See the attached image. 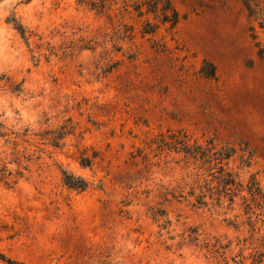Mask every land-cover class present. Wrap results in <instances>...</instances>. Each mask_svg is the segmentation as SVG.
I'll return each mask as SVG.
<instances>
[{
	"label": "rangeland",
	"instance_id": "1",
	"mask_svg": "<svg viewBox=\"0 0 264 264\" xmlns=\"http://www.w3.org/2000/svg\"><path fill=\"white\" fill-rule=\"evenodd\" d=\"M134 1L0 0V264H264V59L244 0H171L174 26ZM178 131L235 147L236 184L166 146Z\"/></svg>",
	"mask_w": 264,
	"mask_h": 264
},
{
	"label": "trees",
	"instance_id": "2",
	"mask_svg": "<svg viewBox=\"0 0 264 264\" xmlns=\"http://www.w3.org/2000/svg\"><path fill=\"white\" fill-rule=\"evenodd\" d=\"M79 4L89 6L91 9L96 10L99 13L108 12L119 0H75ZM246 8L248 10V15L253 21L250 25V35L254 39V44L257 48V54L259 57L264 59V42L260 38L259 33L264 34V6L259 8L250 0H244ZM145 7V9H144ZM133 8L138 14L144 13H154L160 16L162 22H168L170 26H174L179 20V14L177 9L173 6L171 0H135L133 3ZM13 22L15 28L18 30L23 38H27L25 26L16 20L15 17L9 19ZM158 24L151 21H146L145 30L147 32H154L157 29ZM202 72L206 76H215V67L210 62H205L202 66ZM20 90V87H16ZM70 129H66V126L60 128V133L54 137V145H59L60 140L71 132ZM168 135L170 140L166 143V146L178 151H182L187 157H192L195 160L199 170H207L214 172V169L220 172L218 178V183L222 186V190L227 192L232 185L236 184V175L230 171L227 167L228 160L236 152V148L233 146L225 145L217 148L213 141H207L205 144L200 142H192L190 137L186 132L178 131ZM9 134L7 127L3 120L0 118V136H7ZM166 142V141H165ZM91 158L86 156L80 157V163L82 166L87 167L91 165ZM198 176L201 173H197ZM62 180L63 183L75 190L83 191L90 186V182L83 176L77 175L72 171L65 168L62 169ZM198 182V180H197ZM251 193L255 195L254 190L249 188ZM199 204L204 203V193H194ZM232 199V198H230ZM262 255V254H261ZM3 258V255H0ZM256 263H260L261 259H255Z\"/></svg>",
	"mask_w": 264,
	"mask_h": 264
}]
</instances>
